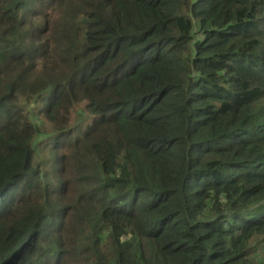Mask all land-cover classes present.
Here are the masks:
<instances>
[{
	"label": "trees",
	"instance_id": "16d2710c",
	"mask_svg": "<svg viewBox=\"0 0 264 264\" xmlns=\"http://www.w3.org/2000/svg\"><path fill=\"white\" fill-rule=\"evenodd\" d=\"M0 264H264V0H0Z\"/></svg>",
	"mask_w": 264,
	"mask_h": 264
},
{
	"label": "rangeland",
	"instance_id": "374dc122",
	"mask_svg": "<svg viewBox=\"0 0 264 264\" xmlns=\"http://www.w3.org/2000/svg\"><path fill=\"white\" fill-rule=\"evenodd\" d=\"M45 55H46L47 57L51 58V55H50V54L45 53ZM49 66H50V65H49ZM50 67H52V66H50ZM64 71H67V69L64 70ZM35 106L39 109V108L43 107L44 104H43V103H39L38 105H35ZM83 106H84V104H80L79 106H77V107L74 109L73 114H72L73 118L76 117V114H77V113H76V110H77V112H78ZM86 116H87V115H86ZM37 118H38V120H39V126H40V127H43L42 125H43V123H44V121H45L46 119H45L44 117L40 116V115H37ZM44 158H45V160L49 159V157H48L47 154H42V160H44Z\"/></svg>",
	"mask_w": 264,
	"mask_h": 264
},
{
	"label": "clouds",
	"instance_id": "9594fccd",
	"mask_svg": "<svg viewBox=\"0 0 264 264\" xmlns=\"http://www.w3.org/2000/svg\"><path fill=\"white\" fill-rule=\"evenodd\" d=\"M49 98H50V97H48V98L44 101V103H43L44 106L40 108V109H42L43 111H46V108H47V107H46V104H47ZM35 110H36L35 114H36V117H37V115H39V114H38V108H37L36 106H35Z\"/></svg>",
	"mask_w": 264,
	"mask_h": 264
}]
</instances>
